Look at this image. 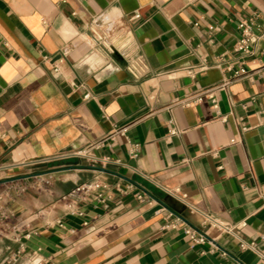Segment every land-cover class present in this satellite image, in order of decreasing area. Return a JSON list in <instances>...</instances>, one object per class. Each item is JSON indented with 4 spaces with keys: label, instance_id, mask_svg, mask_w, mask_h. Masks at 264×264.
<instances>
[{
    "label": "crops",
    "instance_id": "1",
    "mask_svg": "<svg viewBox=\"0 0 264 264\" xmlns=\"http://www.w3.org/2000/svg\"><path fill=\"white\" fill-rule=\"evenodd\" d=\"M113 7L124 14L106 25ZM250 17L263 36L255 54L242 57L233 45L238 22ZM44 55L57 59V72ZM137 55L148 69L134 78L125 65ZM263 63L264 0H0V179L70 165L49 192L11 204L30 232L26 251L39 248L44 264H256V253L202 227L173 191L219 221L244 220L238 236L264 250ZM240 67L246 74L232 79ZM227 80L214 91L218 113L207 98L177 103ZM170 127L178 133L169 136ZM101 139L91 154L120 164L35 163ZM81 183L105 184L104 200L91 198L72 214L59 198ZM129 185L153 203L139 202ZM163 207L206 241L192 244L180 227H166ZM15 247L0 238V264Z\"/></svg>",
    "mask_w": 264,
    "mask_h": 264
},
{
    "label": "built area",
    "instance_id": "2",
    "mask_svg": "<svg viewBox=\"0 0 264 264\" xmlns=\"http://www.w3.org/2000/svg\"><path fill=\"white\" fill-rule=\"evenodd\" d=\"M139 14H134L133 17H138ZM254 17L248 19H241L238 22V28L240 30V36L235 41L233 45L234 51L241 54L242 57H251L255 54V48L257 43L263 36V31L260 32V25L257 24L254 20ZM101 35L97 34V38L101 39ZM111 51V49L109 48ZM43 60L50 61L52 64L53 71L57 72L59 70L58 65L56 64L57 59H52L48 55L43 56ZM218 65V64H217ZM264 67V63L262 64ZM126 70L134 77L139 78L147 73V63L144 58L140 55L128 57L125 65ZM227 68H230L229 66ZM246 74V69L240 67L238 70L233 71L232 79H237L241 75ZM231 79V80H232ZM229 81H224L222 84L203 91L201 94H198L192 100L182 99L177 101V103L182 105H189L196 101H201L204 98H207L211 102L212 108L218 113V105L214 95L216 89H220ZM88 94L84 95V98H87ZM218 118L222 121L226 120L225 115H218ZM126 127L115 128L111 133L106 137H113L115 133H124ZM246 129L245 126L241 127V131ZM178 133L176 127H170L167 131V134L174 135ZM103 139L91 145L89 148L81 151H74L71 153H64L59 155H53L52 157H47L36 161L35 163H44L48 161L61 160L70 157H79L84 158L87 162L92 165H98L100 167H106L108 164H120L119 159H113L110 156H95L91 154L90 150L92 148H97L102 144ZM234 139H231V142H234ZM129 154L131 156H136V145L132 144L129 149ZM2 167L0 166V169ZM70 169L69 164H62L52 168L45 169L43 171H33L25 174L19 175H10L5 176L0 179V238H7L16 244L15 249L8 254L4 259L2 264H44V260L38 256L39 248L32 250L30 252L26 251L24 241L30 237V232L21 230L16 222V215L11 208V204L14 203L17 199L22 197L28 192H49L51 185L59 172H63ZM105 184L98 183H81L75 185L69 192L62 195L59 199L65 204L66 210L70 213H79L77 209L78 204L87 202L91 198L96 201H103L104 194L102 193V188H105ZM129 188H135L133 191V196L139 202H145L147 204L153 203L154 199L150 197L144 190L135 187L134 185H129ZM175 195L190 209L191 212H197L202 217L201 225L202 227H208L216 232H224L231 234L239 239L240 249L241 250H251L256 253L258 261L256 264H264V250L257 248L256 241H246L238 236V229L245 226V221H239L237 223H227L219 221L216 217L209 213H204L192 207L186 200V195L180 193L178 189L173 191ZM264 196V190L261 192ZM165 210V218L169 220L166 222V227H180L183 233L188 237L192 244L203 243L207 239V235L202 231L186 222L180 215L175 214L169 209L163 207ZM57 223L61 225V222L57 220ZM72 231V230H71Z\"/></svg>",
    "mask_w": 264,
    "mask_h": 264
},
{
    "label": "clouds",
    "instance_id": "3",
    "mask_svg": "<svg viewBox=\"0 0 264 264\" xmlns=\"http://www.w3.org/2000/svg\"><path fill=\"white\" fill-rule=\"evenodd\" d=\"M123 11L119 8H110L105 14H104V23L111 24L114 19H118L119 17L123 16ZM85 63L90 64L93 68H96L98 66H103V61L96 60L95 63H93L92 60L85 61Z\"/></svg>",
    "mask_w": 264,
    "mask_h": 264
}]
</instances>
